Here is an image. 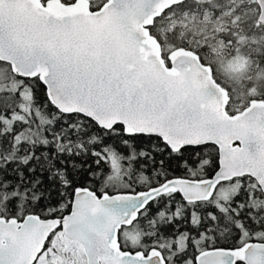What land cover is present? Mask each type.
Listing matches in <instances>:
<instances>
[{"label": "snow or ice", "instance_id": "snow-or-ice-1", "mask_svg": "<svg viewBox=\"0 0 264 264\" xmlns=\"http://www.w3.org/2000/svg\"><path fill=\"white\" fill-rule=\"evenodd\" d=\"M155 2L0 0V264H264V75Z\"/></svg>", "mask_w": 264, "mask_h": 264}, {"label": "trees", "instance_id": "trees-1", "mask_svg": "<svg viewBox=\"0 0 264 264\" xmlns=\"http://www.w3.org/2000/svg\"><path fill=\"white\" fill-rule=\"evenodd\" d=\"M172 6L176 15L164 25L167 33H171L173 27L179 25L178 31L185 33L186 38L194 39L200 44H209V51L215 54L227 75L233 79L264 75L257 71L264 68V26L257 20L255 0H204L202 4L186 0L182 5L176 3ZM220 19H223L226 31L220 28L215 31L214 27ZM217 42L232 43L228 50L220 54L215 49ZM179 48L187 49L176 47L174 50ZM237 48L239 51H235ZM235 56L243 63L240 70L232 72L227 68ZM211 75L213 77L212 73Z\"/></svg>", "mask_w": 264, "mask_h": 264}, {"label": "water", "instance_id": "water-1", "mask_svg": "<svg viewBox=\"0 0 264 264\" xmlns=\"http://www.w3.org/2000/svg\"><path fill=\"white\" fill-rule=\"evenodd\" d=\"M178 3V0H156L155 2V14H159L164 9L168 8L169 6H172L173 4ZM256 6H257V19L260 23L264 24V0H255ZM153 45V50L155 51L157 57L160 55V46L156 43L155 40L151 41ZM172 57L175 60L177 66H186V67H192L196 68L197 71H200L197 66L199 65V60L196 59V54L193 51H189L188 49L179 48L172 51ZM206 71V68H205ZM204 73L201 72V75ZM207 81L212 82L213 77L211 73L209 72L207 76L205 77ZM219 92L221 94V98L224 102L228 101V95L224 89H219ZM221 110H223V104L220 105Z\"/></svg>", "mask_w": 264, "mask_h": 264}, {"label": "rangeland", "instance_id": "rangeland-1", "mask_svg": "<svg viewBox=\"0 0 264 264\" xmlns=\"http://www.w3.org/2000/svg\"><path fill=\"white\" fill-rule=\"evenodd\" d=\"M218 43V42H217ZM222 44L224 46V43L222 42L221 44H216L215 45V49L220 52V54L222 53ZM235 58V59H234ZM238 57H233V60L230 61L228 63V68L230 71L234 72V71H237V70H240L242 68V63L243 61L241 59H238ZM226 67V66H225Z\"/></svg>", "mask_w": 264, "mask_h": 264}, {"label": "flooded vegetation", "instance_id": "flooded-vegetation-1", "mask_svg": "<svg viewBox=\"0 0 264 264\" xmlns=\"http://www.w3.org/2000/svg\"><path fill=\"white\" fill-rule=\"evenodd\" d=\"M227 19V18H226ZM226 19L224 20V21H226ZM262 24V23H261ZM263 26H264V24H262ZM215 31H219V28L221 29V30H227L226 28H225V23H223V19H220L219 21H218V23L215 25ZM213 31H214V29H213ZM222 42H218L217 44H221ZM224 43V42H223ZM232 42H230V44H231ZM230 44H226V43H224V46H223V44H222V53L223 52H225L226 50H228L229 48H230ZM225 50V51H224ZM220 53V52H219Z\"/></svg>", "mask_w": 264, "mask_h": 264}]
</instances>
